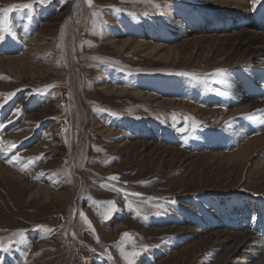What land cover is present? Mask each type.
Returning <instances> with one entry per match:
<instances>
[{
    "label": "rangeland",
    "instance_id": "1",
    "mask_svg": "<svg viewBox=\"0 0 264 264\" xmlns=\"http://www.w3.org/2000/svg\"><path fill=\"white\" fill-rule=\"evenodd\" d=\"M217 2L0 0V141L16 145L0 155V264H126L132 251L133 264H264L217 236L264 233L263 164L224 157L258 122L221 114L233 79L264 94V72L225 42L247 24L264 37V0L234 16Z\"/></svg>",
    "mask_w": 264,
    "mask_h": 264
},
{
    "label": "bare ground",
    "instance_id": "2",
    "mask_svg": "<svg viewBox=\"0 0 264 264\" xmlns=\"http://www.w3.org/2000/svg\"><path fill=\"white\" fill-rule=\"evenodd\" d=\"M218 1L220 3L217 2L218 4H214L215 6H217V10H227L231 12L233 16L234 14H237V13H242V12L244 13L245 10L248 8V5H247L248 0H218ZM257 21H261V20L257 19ZM247 26L249 28H253L252 26H249L248 24ZM249 28L241 29L239 33L236 34L234 39L229 38L230 40H227L225 42L229 45V48H230L229 51L232 52L231 54L234 55L235 57H238L235 60L237 65H242V64L243 65H247V64L253 65L257 69L259 68L260 71L264 72V37H262L261 35H257L256 32L253 33L252 29L249 30ZM242 47H243V51H241ZM17 64L19 66H22L24 64L23 58L17 59ZM233 80H232L233 84L228 88L229 93L225 94L223 98L221 99V104L225 106V111H221V114L224 115L225 118L227 117L232 118L236 116L239 117V115L246 117L247 114H252V118L250 120H256V122H258V124L256 126H253L252 129L256 133L259 134V137L251 140L249 138L242 139L237 136L238 138L236 139V142H240L242 140L244 141L243 145L236 152L225 155V156L222 155L220 157L222 158L224 156L226 159L230 161H235V162H238L240 165H244L246 162L250 161V158L252 159V157L255 154H257L259 157L258 160L260 161L259 164L260 165L263 164V167H264V154H261L259 152L260 149L264 150V94L260 93L259 94L260 96H254V97L247 96L242 92V88L238 85L237 79L234 80L235 82ZM106 91L123 93L122 91H115L114 89H108V88H106ZM137 96H139V98L144 97L143 94H137ZM249 98H252V99L254 98L255 100H259L257 98H261V99H260V102L254 101V100L249 102L248 101ZM147 99H149V97H147ZM150 101L151 100L149 99V102ZM241 135H244V134H241ZM244 167L245 166H243V168ZM0 170H2L1 167H0ZM40 192L43 193V195H46L47 197L48 193L46 191H41V189H36V191H34L30 195V197L31 196L37 197ZM235 230L234 231L233 230L232 231H227V230L221 231L220 233L217 234V236H224L228 241L235 242L234 247L237 246L238 249L239 248L241 249L242 247L244 248L249 247L253 249V251L250 252L252 257H256L255 259L261 258L262 260H264V241L262 242V239H261V236L264 235L263 231L259 232L258 235H255L248 229H246V231L242 233L238 232L237 229ZM231 250H233L234 252L237 249H234L232 246ZM246 263H247L246 261H241V264H246Z\"/></svg>",
    "mask_w": 264,
    "mask_h": 264
},
{
    "label": "snow or ice",
    "instance_id": "3",
    "mask_svg": "<svg viewBox=\"0 0 264 264\" xmlns=\"http://www.w3.org/2000/svg\"><path fill=\"white\" fill-rule=\"evenodd\" d=\"M39 3L41 4H44V3H47L48 0H38ZM86 3L91 6L92 5V0H86ZM262 3V0H252V5H253V10H256V6L259 4ZM24 8H31V5L30 4H25L23 5ZM119 11V10H118ZM29 18H30V14H29ZM6 32L7 30L4 29V28H0V42H3L5 39H6ZM181 75H187V74H184V73H181ZM214 77H221L223 78L224 76V70H217V72L213 73L212 74ZM218 82H224L226 83L225 80H221V81H218ZM13 95V93H9L7 94V98H10L11 96ZM6 102V100H5ZM2 106V105H0ZM246 118H249L251 119L252 118V114H247ZM198 124L199 122L197 121H191V125H192V128L193 130H195L197 127H198ZM182 131H185L187 132V129H182ZM191 138V137H190ZM16 147L15 143L14 142H3V141H0V155H7V153L13 151V149ZM20 159L19 157L17 156H13L11 159H8L7 160V163L8 164H12L14 161L16 163H20ZM40 159V157H36L32 160H29L28 161V164H31V163H34L35 160H38ZM109 181H118L119 180V177L118 176H110L107 178ZM108 206H109V213L111 212H114L116 209H115V205H114V202L113 201H107L105 202ZM80 216L82 219H84L85 223H88V226L89 228H91V225L90 223L87 221V218L85 217L84 213H80ZM256 218L253 217V220H255ZM21 236V239L23 238V234L20 233L19 234ZM125 237H128L129 236V233H124L123 234ZM0 250H3V251H7V246L3 244V242H0ZM144 250L147 251V246H144ZM122 256L124 257L125 261H126V264H133V258L136 257L137 255H139V252H136V251H132V252H129V253H121Z\"/></svg>",
    "mask_w": 264,
    "mask_h": 264
}]
</instances>
